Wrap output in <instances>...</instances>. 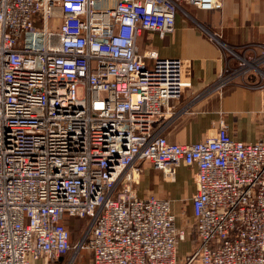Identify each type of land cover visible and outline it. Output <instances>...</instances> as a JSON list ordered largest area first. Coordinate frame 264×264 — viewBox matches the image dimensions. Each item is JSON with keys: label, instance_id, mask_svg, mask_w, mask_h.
<instances>
[{"label": "built area", "instance_id": "1", "mask_svg": "<svg viewBox=\"0 0 264 264\" xmlns=\"http://www.w3.org/2000/svg\"><path fill=\"white\" fill-rule=\"evenodd\" d=\"M178 1L221 6L0 0V264L65 257L67 218L88 221L76 249L91 264H177L185 231L167 198L136 196L142 162L165 181L195 168L196 246L185 264H264V132L244 143L221 123L201 141L173 144L158 125L191 86V62L141 55L137 39L172 33ZM243 51L230 50L234 65L194 99L250 84L249 75L257 81L247 88L264 87V43Z\"/></svg>", "mask_w": 264, "mask_h": 264}, {"label": "crops", "instance_id": "2", "mask_svg": "<svg viewBox=\"0 0 264 264\" xmlns=\"http://www.w3.org/2000/svg\"><path fill=\"white\" fill-rule=\"evenodd\" d=\"M178 4L184 12L175 14L172 33L161 38L156 33L143 31L137 39L141 55L154 51L160 58L191 62V86L173 104L172 114L163 115L158 121V125L167 123L166 140L173 144L196 143L211 136L222 123L232 139L256 142L264 132V87L247 88L257 81L255 76L246 78L250 84L236 80L194 106L189 103L193 96L213 86L227 60L232 64L230 50L243 55L244 48L264 43V0H221V6L210 11L199 10L186 2L178 1ZM145 60L152 66L151 59ZM141 164L143 171L134 189L136 196L153 194L170 201L174 224L185 231L184 239L176 245L177 264H185V256L196 246L191 207L195 168L180 166L175 169L173 180L165 181L149 164ZM78 264L86 263L83 260Z\"/></svg>", "mask_w": 264, "mask_h": 264}, {"label": "rangeland", "instance_id": "3", "mask_svg": "<svg viewBox=\"0 0 264 264\" xmlns=\"http://www.w3.org/2000/svg\"><path fill=\"white\" fill-rule=\"evenodd\" d=\"M224 88H222V90ZM208 94H209V92L204 93V94H202V96L200 98H197V99H194V96H193L189 105L190 106L196 105L201 99L208 96ZM175 105H176V102H175ZM187 107H189V106H187ZM142 166H143V164H141L139 167L143 171ZM160 176L162 177L161 173H160ZM139 182H140V179H139ZM137 186L138 185H133V188L135 189ZM65 225H66V228L70 234L71 250L69 251V253L65 257L58 259V260H54V261L46 260L45 258H41L39 260L40 263L38 262V264H78L79 261H83V260L86 264H90V262L88 260H91V254L87 250L76 249L77 244L80 242L81 239H83V237L85 235V232L88 228V221L87 220L86 221H84V220H75V221L67 220V221H65Z\"/></svg>", "mask_w": 264, "mask_h": 264}, {"label": "trees", "instance_id": "4", "mask_svg": "<svg viewBox=\"0 0 264 264\" xmlns=\"http://www.w3.org/2000/svg\"><path fill=\"white\" fill-rule=\"evenodd\" d=\"M67 220H73V221H75V220H84V221H86L85 219H78V218H67L65 221H67ZM68 241H69V244H70V234H69V232H68ZM70 246H71V244H70Z\"/></svg>", "mask_w": 264, "mask_h": 264}]
</instances>
